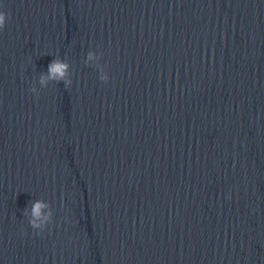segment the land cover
I'll return each instance as SVG.
<instances>
[{
  "label": "water",
  "instance_id": "1",
  "mask_svg": "<svg viewBox=\"0 0 264 264\" xmlns=\"http://www.w3.org/2000/svg\"><path fill=\"white\" fill-rule=\"evenodd\" d=\"M0 11V264H264V0Z\"/></svg>",
  "mask_w": 264,
  "mask_h": 264
},
{
  "label": "clouds",
  "instance_id": "2",
  "mask_svg": "<svg viewBox=\"0 0 264 264\" xmlns=\"http://www.w3.org/2000/svg\"><path fill=\"white\" fill-rule=\"evenodd\" d=\"M7 14L3 11H0V31H2L5 26H6V20H7ZM93 58L92 53L88 54V59L91 60ZM68 68L69 64L67 62L61 61L59 59H54L48 66V74L45 77L43 74L40 77V84L41 85H46L49 80H54V81H61L63 80L65 82V85L67 86L68 84L71 83L70 80H68L67 74H68ZM102 79H106V77H102ZM31 92H35L36 89L34 87H31L29 89ZM46 207L45 204L37 201L34 202L32 205L31 209V214L33 219L29 221V224L32 228H39L40 225L37 223V221L41 217V209Z\"/></svg>",
  "mask_w": 264,
  "mask_h": 264
}]
</instances>
